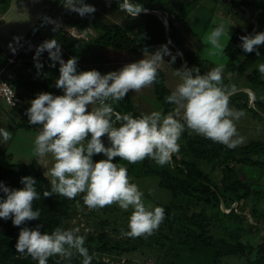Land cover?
Masks as SVG:
<instances>
[{"label":"trees","instance_id":"trees-1","mask_svg":"<svg viewBox=\"0 0 264 264\" xmlns=\"http://www.w3.org/2000/svg\"><path fill=\"white\" fill-rule=\"evenodd\" d=\"M139 2L145 11L134 18L124 12V17L119 21L108 22L95 16H86L83 19L69 18V22L83 31H95L96 34L89 39L93 46H107L141 54L156 51L162 44L171 41L168 43L171 53L175 55L178 51L181 52L182 55H178L176 59L180 63L183 61L186 67H199L201 74L215 67L207 60L198 59L194 52L187 49L180 27L173 24L176 20H182L186 12L185 5H171L168 40L162 18L154 12L166 10V6L160 0ZM197 2L198 0H190L187 3ZM10 3L11 0H0V17L8 10ZM60 3L63 6L65 0L55 1V5ZM228 5L232 15H239L241 20L244 17L237 8L240 5L246 6L259 23L243 25L242 20L225 43L224 54L227 61L223 83L226 86L235 85L237 88L236 93L229 99V106L250 112L252 117L264 124V75L258 70V65L264 63V44L256 46V50L251 53L244 52L240 47L241 36L264 31V0H232ZM177 7L178 12L174 10ZM65 13L68 16L69 13ZM46 17L48 15L40 19L43 25ZM43 25L34 26L19 41L17 49L26 48L32 37L40 34ZM73 40L63 42L61 52L65 62L73 56H79L80 39ZM256 51H259V56ZM35 53L36 51H21L12 62H8L10 55L4 54L0 47L2 76L28 106H31V101L38 94L49 90L54 74H60L58 61H51L49 54L45 57L44 52L34 59ZM207 63L210 67L204 68L203 64ZM38 64L42 67H38ZM229 72L232 74L230 81L226 77ZM152 87L163 114L167 115L175 105L166 102L165 98L171 94V90L166 86L164 74L160 70ZM251 101L253 104H250ZM113 107L120 114H141L134 109L129 94L114 103ZM22 108L24 106L16 109L20 115L18 125L26 129H38V125L28 123L27 116H21ZM105 137L107 139L106 135ZM179 144V152L173 154L172 162L164 166L157 165L150 158L134 164L120 160L118 156L113 160L114 163L126 166L130 178L157 177V186L170 193L167 203L158 202V206L162 205L165 209L162 224L167 232H153L151 235L141 236L140 240L145 242L155 239L168 249L172 261L178 260L188 250L199 262L205 261L204 264H221L224 259L233 256L245 258L246 264H264V140H251L230 149L186 129ZM206 164H211V171L216 170L219 173V179H215L212 172L205 170ZM29 175L35 178L36 188L40 193V199L33 201L34 210H40V218L25 221L20 226L13 225L11 218H0V264H38L31 256L17 252L16 243L20 230L25 226L35 228L40 225L42 233H50L58 226L64 228L66 219L86 208L83 204V193L74 200L58 194L44 197L43 192L48 189L45 185L46 177L40 167L37 164L13 162L11 154L3 143L0 144V181L10 189H19L23 187L20 183L21 177ZM2 196L4 193L0 192V197ZM77 201L80 203L79 208ZM85 246L93 256L92 264H120L117 257L110 255L122 254L134 247L113 241L103 230L95 235L88 232ZM72 251L71 259L53 256L49 258L48 264H82L83 257L74 249ZM104 256L110 258L105 260Z\"/></svg>","mask_w":264,"mask_h":264},{"label":"clouds","instance_id":"clouds-1","mask_svg":"<svg viewBox=\"0 0 264 264\" xmlns=\"http://www.w3.org/2000/svg\"><path fill=\"white\" fill-rule=\"evenodd\" d=\"M118 3L119 9L133 18L145 11L139 0H118ZM64 6L81 17L96 11L85 0H65ZM45 19L52 22L51 18ZM226 34L229 37V25L217 23L207 37L211 55H223L226 45L221 38ZM240 40L243 51L251 53L264 44V31L243 35ZM168 43L143 59L106 74L96 69L78 72V58L73 56L65 62L56 39L38 45L34 56L35 59L47 51L51 61L59 62L60 75L55 86L63 90L62 95L38 94L26 110L28 123L41 126L34 140L35 156L51 157L50 168L49 161L43 164L47 169L44 176L51 186L43 196L58 194L74 200L83 193V204L88 209L112 204L124 211L131 209L125 235L133 238L157 230L165 218V209L162 205L145 203L143 191L132 182L124 164L113 162L115 157L130 164L145 158L160 166L170 164L173 154L179 152V140L186 129L230 149L243 143L235 124L243 113L229 107V99L237 88L224 85L223 63L204 74L196 66L175 70L180 82L165 98L175 105L167 115L157 110L134 116L115 110L113 104L123 100L130 90L139 92L157 81L164 56H170V63H174L182 55L179 51L173 55ZM256 55H260L259 51ZM258 70L264 75V63L258 65ZM105 135L110 142L108 146L101 139ZM11 136V131L0 127V144L7 143ZM101 153L105 158L94 161L93 156ZM20 183L22 188L10 189L0 181V192L4 193L0 197V218H11L15 226L40 218V210L33 208V201L40 199L35 178L21 177ZM40 228V225L25 226L20 230L18 253L31 256L38 264H48L53 256L71 259L74 249L83 257L82 264H92L93 256L85 246L86 234H81L79 227L58 226L50 233H42Z\"/></svg>","mask_w":264,"mask_h":264},{"label":"rangeland","instance_id":"rangeland-1","mask_svg":"<svg viewBox=\"0 0 264 264\" xmlns=\"http://www.w3.org/2000/svg\"><path fill=\"white\" fill-rule=\"evenodd\" d=\"M28 1L27 5H24V1L21 2V8H26V14L34 12V10L39 11L40 17L31 25L29 23L26 26L28 31L31 32L34 26L43 25L40 19L48 15V18H51L52 22L44 23L40 34L37 38H33L37 43L36 45L42 44L46 40L56 39L63 48V42L74 41L73 39H80L78 45L80 50L78 52V68L77 71H86L91 69H96L101 72V74H106L110 71L119 70L127 63L135 62L140 59H143L144 56H147L148 53H136L133 51L125 49H116L113 47H104V46H93L90 45L89 39L91 35H95L96 32L93 30H84L78 26H73L69 21V18L73 19H83L86 16L81 17L78 13L70 11L67 9L64 4L55 5L56 0H26ZM166 10L161 11L163 13L162 21L164 22V15L167 18L170 16L171 12V0H160ZM175 5L177 2L180 6L186 8V12L181 21H177L176 18L174 21V26L180 27L181 36L183 37L184 44L188 50L195 53V57L200 60H207L209 63H212L216 66L219 63L226 64L227 58L223 53L222 56H215L210 54L211 46L207 41V37L210 32L213 30L215 25L220 22H224L229 25V37L235 27L240 24L239 15H232L229 11L226 4H229L225 0H202L198 3L188 4L190 0H172ZM18 2V3H19ZM86 3L92 4L95 6L96 11L90 16H95L101 18L105 21H119L124 17V12L119 9L118 0H85ZM226 3V4H225ZM172 4V5H174ZM174 5V6H175ZM179 7H177L176 12H178ZM65 11L68 14L65 13ZM243 25L246 24V19L242 18ZM56 30H53V29ZM88 32H91L89 34ZM24 37V36H23ZM21 38V40L23 39ZM228 35L226 34L221 38L222 43H226L228 40ZM73 38V39H72ZM169 40V38L167 37ZM45 54H48L47 51H44ZM164 63L159 67V70L164 74L165 84L172 91L176 85L180 82V78L174 75L175 70L181 69L182 66H185L183 61L180 63L177 59L174 63H170L171 57L164 56ZM204 68H209V64H203ZM60 75V74H59ZM59 75L52 81V86L49 88L48 93L53 95H62L63 90L55 86L56 80ZM226 77L229 79L232 78L231 72L227 73ZM225 79V78H223ZM250 94V91H248ZM129 96L132 102V105L136 111L139 113H150L152 111H162L163 109L160 102L155 98L153 94L152 85L147 86L141 89L139 92L129 91ZM252 104V102H250ZM8 107V106H7ZM230 107V106H229ZM10 108V107H9ZM232 108V107H230ZM12 109V108H11ZM236 111H239L235 108H232ZM243 115L239 120L235 122L238 136L243 139V143L240 145L246 144L251 140H264V124L252 117L250 112L239 111ZM0 127L6 128L11 131V139L7 143H3V146L8 147V150L13 153V162L23 161L27 162L28 151L31 153V143H29V150H26L25 145L27 140H30V136H33L34 133H38L35 129H26L25 127H19L11 122L4 119V116L0 114ZM190 133L197 134L194 131L190 130ZM90 138V134L89 137ZM104 141L105 146H108L107 139L105 136L101 137ZM32 153H34V147H32ZM41 159V157H39ZM38 157H35L38 167L41 168L43 173L47 170L43 164L45 161H49L47 167H51V157H44V159L39 160ZM104 155L96 154L93 156L94 161L104 159ZM116 158V157H115ZM114 158V159H115ZM204 168L208 172H212L215 179H219L220 175L216 170L211 171V164L204 165ZM132 182H135L141 191L144 193V200L146 204H151L152 206H158L160 204H165L170 200V193L166 189L160 188L157 186L158 178L154 176L140 177V178H130ZM46 187L50 191L51 186L48 178H46ZM131 213V209L128 211L122 210L117 204L107 205L103 208L98 209H88L87 207L81 209L76 214H73L66 219V224L64 225L65 229H71L74 227H79L80 231L84 234H97L102 230L106 232L113 241H119L121 243H127L134 246L129 251L123 252L122 254L114 253L110 255L113 258H118L120 264H198L195 259V255L190 254L187 251L182 253V257L178 260H171V253L166 247H162L155 239H148L145 242L140 240V237H129L125 235L128 231V220ZM85 229H90L85 233ZM154 232L166 233V227L161 223L159 228ZM105 260L110 258L109 256H104ZM202 264L205 261H200ZM199 262V264H201ZM206 264V263H205ZM221 264H246L245 258L233 256L227 257L224 259Z\"/></svg>","mask_w":264,"mask_h":264},{"label":"crops","instance_id":"crops-1","mask_svg":"<svg viewBox=\"0 0 264 264\" xmlns=\"http://www.w3.org/2000/svg\"><path fill=\"white\" fill-rule=\"evenodd\" d=\"M19 1H24V3H23L24 5L28 4V1H26V0H11V3H10L8 10L0 17V47L2 48L4 54L10 55L9 58L15 57L21 51L22 52H24V51H26V52L36 51V47L38 46V45H36L37 43L34 41V39L37 38V36H36V37H33L34 39H31L29 41L26 48L17 49V45H18L19 41L21 40V38L23 36H25L26 32L28 31V29H26L27 24L29 23V26H31L40 17V14H41L37 10H34V12L26 14V12H27L26 8L18 7V6L22 5L21 2H19ZM201 1L202 0H198L197 3L199 4ZM209 1L211 2V1H216V0H209ZM172 4H174V3L171 0V5ZM226 5H227L229 11L231 12L230 6L228 4H226ZM176 9H174V10H176ZM238 18L240 19V22H241L242 21L241 17L239 16ZM14 38H18V39H14ZM10 44H11V47H10ZM13 49H15V52L13 51ZM43 54L46 57L47 54H45V53H43ZM58 75L59 74H54L53 81ZM48 91H46V92H48ZM0 114H2L4 116L5 120L13 122L16 125V127L19 126L18 122L20 119V115H19L18 110L11 109V108L7 107V105L2 101V99H0ZM32 129H35L39 132V130L36 128H32ZM36 135H37V133H34L33 136H30V140H27L29 142H26V145H25L26 150H29V148H28L30 146L29 143H31V153H30V151L27 152L30 154V155H28L29 159L27 160V162L17 161V163L37 164L38 165V163L35 159V157H37V156H35V154L32 153V147H34V140H35ZM107 143H110V142L107 141ZM5 149L7 150L8 153L11 154V157L13 159L12 151L8 150V147H5ZM41 159H44V157H41ZM41 159L39 158V160H41Z\"/></svg>","mask_w":264,"mask_h":264},{"label":"built area","instance_id":"built-area-1","mask_svg":"<svg viewBox=\"0 0 264 264\" xmlns=\"http://www.w3.org/2000/svg\"><path fill=\"white\" fill-rule=\"evenodd\" d=\"M228 3H231L232 0H225ZM237 10L243 15L246 19L247 24L259 25L256 18L251 15V11L244 5H240ZM14 57L8 59V62H12ZM53 65V63H50ZM3 69L0 70V99L10 108L17 109L23 107L21 109V116H27L26 110L30 107L23 100L22 96L17 93V91L9 84L7 80H5L2 76ZM27 107V109H26ZM38 130H41V126L38 125ZM108 260V259H107Z\"/></svg>","mask_w":264,"mask_h":264},{"label":"water","instance_id":"water-1","mask_svg":"<svg viewBox=\"0 0 264 264\" xmlns=\"http://www.w3.org/2000/svg\"><path fill=\"white\" fill-rule=\"evenodd\" d=\"M158 16H161V18H163V13L161 12V11H158V10H156V11H154ZM164 22H163V24H164V26H165V30H166V34H167V37L169 38V31H168V18H167V16L166 15H164ZM181 53V52H180ZM252 102V101H251ZM252 104H253V102H252Z\"/></svg>","mask_w":264,"mask_h":264}]
</instances>
